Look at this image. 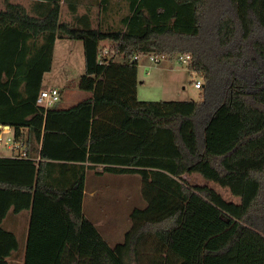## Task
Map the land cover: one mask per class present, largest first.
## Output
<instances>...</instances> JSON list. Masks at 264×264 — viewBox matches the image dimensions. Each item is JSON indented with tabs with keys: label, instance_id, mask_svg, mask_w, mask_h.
<instances>
[{
	"label": "trees",
	"instance_id": "1",
	"mask_svg": "<svg viewBox=\"0 0 264 264\" xmlns=\"http://www.w3.org/2000/svg\"><path fill=\"white\" fill-rule=\"evenodd\" d=\"M29 1L0 10V127L31 158L0 157V264H18L19 239L3 224L11 211L30 213L23 264H264V0ZM120 1L123 27L95 28L93 9L115 13ZM57 40L84 43L78 89L91 96L45 110L37 99ZM107 41L118 61L101 66ZM148 54H190L201 100L139 101L134 59ZM98 167L138 176L146 202L114 247L83 213Z\"/></svg>",
	"mask_w": 264,
	"mask_h": 264
},
{
	"label": "rangeland",
	"instance_id": "2",
	"mask_svg": "<svg viewBox=\"0 0 264 264\" xmlns=\"http://www.w3.org/2000/svg\"><path fill=\"white\" fill-rule=\"evenodd\" d=\"M14 1L20 2L19 0ZM118 6L120 9H115L113 29H121L123 27L120 23L121 19L128 15L127 6L123 1H120ZM67 19L69 17L64 10L61 20L66 21ZM63 46L72 47V56L67 55V50L63 49ZM111 46L112 43L108 41L99 44L98 61L101 51L104 48L110 49ZM115 59L118 61V58ZM61 67H64L63 72H60ZM85 70L84 43L81 41L73 43L62 41L56 47L54 66L52 72L45 75L44 86L59 87L64 93L67 92L66 88H71V90H76V92L72 91L71 94H75L76 99H79L88 95L78 89V83L81 77L85 75ZM147 71H149V76L146 74ZM197 79L203 83L202 79L189 72L186 65L179 63L178 56L154 65L149 62V56L144 55L139 59L138 100L141 102L200 101L202 91L193 85ZM11 134H13L12 129ZM6 155V150L1 149L0 157H7ZM93 173H89L83 213L88 220L94 223L107 243L114 247L124 241L125 234L131 228L130 214L133 209L146 207V202L141 194V181L138 176L118 177L110 174H103L104 177L96 179L92 178ZM186 179L192 185L212 187L227 202L240 203V199L231 195L228 189L210 183L198 175L186 176ZM94 189H97L98 195L91 198L90 195Z\"/></svg>",
	"mask_w": 264,
	"mask_h": 264
},
{
	"label": "crops",
	"instance_id": "3",
	"mask_svg": "<svg viewBox=\"0 0 264 264\" xmlns=\"http://www.w3.org/2000/svg\"><path fill=\"white\" fill-rule=\"evenodd\" d=\"M20 2H15L14 0H11L12 3H18V4H22L24 5L27 10H29V5H30V1L29 0H19ZM2 6L0 7V10L4 9V5L5 2L4 0H0ZM113 2V1H112ZM98 8V7H97ZM66 11V7L62 8V13L63 11ZM85 12V9L80 8V14H83ZM114 17H115V13L113 12H109L107 15H103L100 12V8L98 9H93V20L94 22V27L95 28H103L105 30L110 29L113 27L114 25ZM70 20V19H68ZM62 41H67L70 43H73L75 41H68V40H57L56 44H55V49H54V56H53V66H54V59H55V53H56V47L59 45L60 42ZM72 47L70 46H63V49L67 50V55L70 57L73 54V50H71ZM53 69V67H52ZM64 67L60 68V72H63ZM52 72V71H51ZM50 72V73H51ZM149 76V75H148ZM45 87V86H44ZM59 89L60 93H61V100L59 101V103L57 105H55L53 108L56 110H67L70 109L76 105H78L80 102L88 99L91 95L89 93H87L88 95H84L82 97H80L79 99H76L75 94H71L72 91L76 92V90H71V88H66L67 92H63L61 90V88L56 87V86H51V87H45V89ZM139 95V93H138ZM137 95V96H138ZM74 96V97H71ZM62 122L63 125L65 124V118L64 116H60L58 118V123ZM65 152V148H55L56 152ZM94 172V173H93ZM93 172H89V173H93L94 176L92 178H101L104 177L103 174H101L102 172V167H98L96 171ZM89 173L87 174V178H86V187L88 184V177H89ZM129 177L128 175H118V177ZM86 192V191H85ZM98 195V191L97 189H94L93 193H91L90 197L91 198H95ZM29 223H30V213L27 211H23L21 213L15 214L12 211L7 215L6 219L4 220L3 224H4V228L8 231L14 232L17 236V238L19 239V243H20V254L19 257H17L16 259H13L11 262H18V264H23V260H24V253H25V249H26V245H27V239H28V230H29ZM14 258V257H13ZM18 259V260H17Z\"/></svg>",
	"mask_w": 264,
	"mask_h": 264
},
{
	"label": "built area",
	"instance_id": "4",
	"mask_svg": "<svg viewBox=\"0 0 264 264\" xmlns=\"http://www.w3.org/2000/svg\"><path fill=\"white\" fill-rule=\"evenodd\" d=\"M149 62L154 65L160 64L162 61L168 60L164 55L158 54H148ZM141 57L136 56L134 60H138ZM114 58V55L111 54L109 48H104L100 53V59L98 64L101 66L108 65ZM178 61L181 65H190L192 57L190 54H182L178 56ZM147 71V75H149ZM194 87L198 90L203 88V83L201 80L197 79L193 83ZM61 100V93L59 89H44L40 92L37 99V105L48 110L53 108ZM4 149L7 152V157L10 159H19V160H30L28 145L25 142L24 138L11 134V129L9 127H0V150ZM39 161L40 158L34 159Z\"/></svg>",
	"mask_w": 264,
	"mask_h": 264
}]
</instances>
